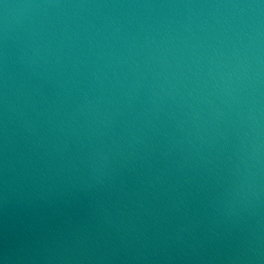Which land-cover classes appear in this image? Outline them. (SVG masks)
<instances>
[{"label": "water", "instance_id": "95a60500", "mask_svg": "<svg viewBox=\"0 0 264 264\" xmlns=\"http://www.w3.org/2000/svg\"><path fill=\"white\" fill-rule=\"evenodd\" d=\"M0 264H264V0H0Z\"/></svg>", "mask_w": 264, "mask_h": 264}]
</instances>
